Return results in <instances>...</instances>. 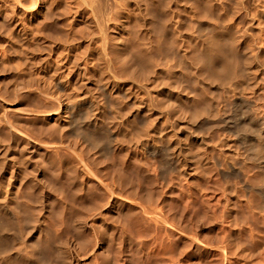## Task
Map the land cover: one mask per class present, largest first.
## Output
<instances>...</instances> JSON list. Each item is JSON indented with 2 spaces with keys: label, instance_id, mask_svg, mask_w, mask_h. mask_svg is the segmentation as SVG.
Returning <instances> with one entry per match:
<instances>
[{
  "label": "bare ground",
  "instance_id": "obj_1",
  "mask_svg": "<svg viewBox=\"0 0 264 264\" xmlns=\"http://www.w3.org/2000/svg\"><path fill=\"white\" fill-rule=\"evenodd\" d=\"M230 1L0 0V264H264V0Z\"/></svg>",
  "mask_w": 264,
  "mask_h": 264
},
{
  "label": "rangeland",
  "instance_id": "obj_2",
  "mask_svg": "<svg viewBox=\"0 0 264 264\" xmlns=\"http://www.w3.org/2000/svg\"><path fill=\"white\" fill-rule=\"evenodd\" d=\"M219 1H220V0H219ZM232 2H234V1L231 0V1H230L231 4L229 3V5H233ZM244 2H247V1H244ZM244 2H243V3H244ZM245 4H246V5H245ZM245 4H244L245 7H247V6L249 5L248 2L245 3ZM238 13H239L240 15H239ZM241 13H243V11H241V9L237 11V13H236V18L238 17V19H236V20H237V23H238V24L235 23V24H237V25H236V26H237V29H238L240 32H241V31L243 30V28H244V27H243V26H244V21H243V19H242V16H243V15H242ZM241 15H242V16H241ZM239 17H240V18H239ZM241 19H242V20H241ZM45 51L47 52V50H45ZM45 51L42 52V53L46 54ZM47 54H48V53H47ZM260 56H261V55H259V56H258V59H257V61H258V60L260 61V62H258L259 65L257 64L256 66L254 65V67H253V70L256 72V73H255V72H254V73L257 74V76H259V75L261 76V75L264 73V72H262V70H261L262 67H263V69H264V55H262L261 58H260ZM256 63H257V62H256ZM261 64H262V65H261ZM260 66H261V67H260ZM256 69H257L258 71H257ZM260 70H261V72H260V74H259V71H260ZM261 73H262V74H261ZM257 102H258V101H256V104H257ZM258 104H259V102H258ZM124 170H125V169H124ZM125 171H126L125 173H126L127 175L129 174L128 176L135 177V176H133V174L136 172L135 170H134V171H135V172H134V171L129 167V169L127 168V170H125ZM131 174H132V175H131ZM136 175H137V172H136ZM137 177H138V176H137ZM139 177H140V176H139ZM152 181L154 182V180H152ZM152 181H151V183H150L149 181H147V182H149V184H148V183L146 182V180H145L144 182H146L147 185H146V186L144 185V187H145L146 189H149V188H150L151 190H149V191H152V190H153V191L157 192V191L159 190L158 188H160V186H158V184H160V183H159L158 180H157L156 182H154V183H153ZM155 183H156L157 186L155 185ZM143 184H144V183H143ZM153 184H154V187H153ZM148 185H149V186H148ZM147 187H148V188H147ZM155 187H157V188H155ZM154 189H158V190H154ZM241 193H242V191H241V192L239 191V194H238L239 197L241 196ZM255 194H256V193H253V202H254V204H255V203H258V204H259V203L261 202V198H260L259 196L255 195ZM218 196H219V195H218ZM242 198H243V195H242L239 199H242ZM219 199H220V201H221V204H220V205H221V207H222L223 204H224V203H223V199H222V198H219ZM241 206H242L241 209L243 208V210H244L245 207H243V205H241ZM202 264H209V258H208V257H205V258H204V263H202ZM259 264H260V263H259Z\"/></svg>",
  "mask_w": 264,
  "mask_h": 264
}]
</instances>
